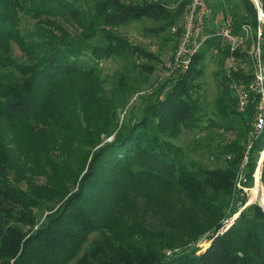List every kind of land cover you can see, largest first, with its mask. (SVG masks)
<instances>
[{"label": "trees", "instance_id": "16d2710c", "mask_svg": "<svg viewBox=\"0 0 264 264\" xmlns=\"http://www.w3.org/2000/svg\"><path fill=\"white\" fill-rule=\"evenodd\" d=\"M207 2L214 30L215 9L225 18L231 15L235 33H240L244 24L254 29L259 25L253 0H220L215 6ZM258 2L264 11V0ZM20 12L35 18L46 16L47 24L56 32L46 31L39 43L29 48L18 41L32 58L29 65H19L8 45L9 40H18L14 26ZM183 12L171 15L161 3L151 0H0V68H13L21 75L13 85H0V264H69L80 253L83 256L78 264H264V213L257 205L249 207L225 236L216 238L202 253L184 242L179 251L167 255L166 250L173 249L175 243L168 232L150 231L142 225L143 218L138 220L139 214L129 219L130 223L125 217L124 204L135 191L161 187L174 189L204 211L209 216L206 231L219 228L227 210L245 201L236 197L240 162L248 144L251 149L244 167V184L249 187L260 161L258 155L264 152V130L254 137L257 97L251 95L245 111L239 112L230 84L241 78L250 82L251 74L238 70L229 77L224 68L217 73L222 91L215 103L214 118L208 122L210 128L236 134L229 145L218 148V158L231 155L232 160H224L225 165L214 170L189 165L181 149L170 141L180 136L182 127L198 129L204 122L196 94L202 88L200 80L207 60L221 46V38L208 39L186 74L165 81L167 84L143 103L138 119L122 125L114 142L92 151L102 142V136L118 128V124L106 121L105 114L117 117L111 106L125 102L136 87L126 83L122 99L115 101L114 96L109 101L102 96L97 68L85 59L92 63L132 56L158 60L124 38L121 28L145 17L166 22L165 28L172 27L183 20ZM49 18L72 22L80 32L72 36L57 20ZM176 32L182 38L183 23ZM261 52L264 62V30ZM236 55L248 60L240 51ZM229 56L226 50L220 58ZM141 65L143 71L153 69ZM68 83L76 88L63 86ZM64 97L74 99V116L80 119L78 135L71 133L75 128L72 123L66 132L56 127L54 113ZM15 125L29 129L34 137L63 133L59 143L72 154L75 164L66 160L63 150L59 160H51L53 149L45 147L49 140L40 153L49 162L40 166L41 174L37 163L32 168L20 158L15 162L11 147L15 134L7 130ZM206 147L210 149L211 145ZM37 174L45 176L46 182L37 183ZM19 176L27 189L20 186ZM260 179L264 187V161ZM258 194L264 204L263 191ZM41 210L48 214L39 225ZM94 233L100 234V239L85 250L89 235Z\"/></svg>", "mask_w": 264, "mask_h": 264}, {"label": "rangeland", "instance_id": "374dc122", "mask_svg": "<svg viewBox=\"0 0 264 264\" xmlns=\"http://www.w3.org/2000/svg\"><path fill=\"white\" fill-rule=\"evenodd\" d=\"M134 1L138 2L141 0ZM151 1L161 3L164 9L170 12L171 15H176V13L180 11H184V15L187 7L185 5L187 4V1L189 2V0ZM208 1L212 6H215L220 0ZM222 1L226 2V0ZM215 11L217 13L215 25L217 26V29H219L222 20H224L225 17L221 10L219 12V9H215ZM228 17H231V15ZM49 19L53 21L57 20L72 36H75L80 32L78 26L72 22H66L64 20L59 21V19L53 18ZM46 20V16L43 15L41 18H35L30 13H19L18 21L14 26V36L18 40H9L8 42L11 56L19 65H29L32 61V58L28 56L29 52L24 50L18 41L23 42L25 48H29L35 43H39L40 36L46 34V31L51 30L56 33L55 30H53L52 27L47 24L48 22H46ZM182 23L184 24V19H179L174 26L172 25V27L168 26L165 28L166 22L145 17L121 28V35H123L124 38L128 39L131 44L139 47L144 52V54H148L150 56L149 58H157L158 60H140L137 57L132 56L126 59L118 57L104 58L98 61V63H92L88 58L85 59L88 64L97 68L100 75L102 96L107 98L109 101H113L112 97L114 96L117 97L114 98L115 101L122 99L123 92L121 90L126 83L130 87H136V92L132 93L131 95L129 94L130 96L125 102L121 104H118L117 102V105L111 106L113 112L116 111L117 117L113 118L107 112H103L104 114L107 113L105 114L107 117L106 121H108L110 125L113 123L118 124V128L116 127L114 129L115 131L111 135L105 137L102 136V142L92 150L93 152L106 144L114 142L120 127L125 123L127 124L134 119H138L141 116L140 112L145 105V101L150 99V96L157 92L162 87V85L167 84L165 83L166 80L161 79L160 68L173 58L180 45L181 37L176 34L177 32H173V29L175 28L178 30V28L182 26ZM242 50L245 51L243 48ZM242 60L244 61V59ZM141 64H146V66L152 67L153 69L150 72L143 71L140 68L142 66ZM227 65L228 59L223 60L220 57H210L207 60L204 76L200 80L202 88L196 94V97H198L200 106L203 110L201 115L204 116V122L201 123V127L198 129L190 130L188 128L182 127L180 136L174 140H170L181 149V151L184 153V162L188 163L189 165H193L195 163L196 165H202L209 170H214L217 167H223L225 165L224 160L230 161L233 159V156L231 155L218 158V148L222 149L229 145L236 139V134L234 132L210 128L208 122L214 118L213 113H215V103L218 94L222 91L218 85L219 78L217 73L221 71L222 68L226 70ZM249 65L252 66V64ZM245 68L247 69L246 71H249L250 73L253 71V68L247 65ZM20 79L21 75L15 69L0 68V85L3 83H10L13 85L16 83V80ZM242 80L243 79L241 78L237 80V82ZM135 81L136 83H139L138 86H135ZM245 82L246 84L244 86L249 97H251V95H255L259 102V96L252 92L249 87L252 80L250 82ZM63 86H66L67 88H76L74 83H68L67 85L64 84ZM230 89L237 100L238 98L236 93L231 86ZM73 100V98L68 99L67 97H64L60 102V109L54 113V118L56 127L58 129L64 130V132H66L69 128V124L72 123L75 125V128L71 131V133L73 135H78L76 125L80 122V119L77 116H74L75 107ZM104 114H99V116ZM59 116L62 117L61 120L58 118ZM20 127L21 126L15 125L13 128L7 129L9 134H15V141L13 140L14 144L11 146L15 162L17 158H20L22 162L28 163V165L32 168H34L36 166L35 163H37L39 165V174H41L40 166L46 165L49 162L48 160L44 159L40 153L42 151L43 144L49 140L51 143H47L45 147H50L53 149L50 151L52 154L51 160H59L58 157L61 154V150H63L62 153H67L65 156L66 160L71 164H75L72 154L64 150V147L59 143L63 133H47L34 137L31 135L29 129H27V131L21 129L23 127ZM207 145H211V148L208 149L206 147ZM250 149L251 147L247 144L244 158L240 162V170L237 177L238 192L236 197L239 196L245 201L242 204L234 203V205L227 210V216L220 222L221 226L219 228H216L215 226L212 229L206 231L207 226L209 225V216L204 211L199 209V207L189 203L174 189L163 187H161L159 190L135 191V194L124 204L125 217L128 223H130L129 219H132V217L136 218L139 214L138 220L143 218L144 223L142 225H145V227L149 228L150 231L158 233L164 231L168 232L172 236L175 243L173 249L166 250L167 255L179 251L181 249L179 248L180 245L184 242H188L189 244L187 245L190 247L194 246V248L199 249L201 253L205 252L216 238L225 236V234L233 228L234 224L241 217V215L245 213L252 205H257L264 213V208L262 207L264 204L261 202L262 197L258 194V191L259 193H262V191L264 193V187L260 179V177H262V169L261 173H258L257 166L253 175V183L251 186L247 187L244 184L247 181L244 167L248 161ZM262 153L263 152L258 155L257 161L261 159ZM86 171L87 170L85 169L82 175H84ZM34 179L39 184L46 182V177L43 175L37 174L35 175ZM19 180L20 186L23 189H27V185L25 182H23L22 177L19 176ZM75 190L76 187L74 191ZM58 207L59 206L56 208ZM38 214L40 225L43 223V221H45L48 212L41 210L38 212ZM250 214L254 215L253 211H250ZM129 215H131V217H129ZM190 234L191 237L188 239V235ZM192 237L193 239H191ZM97 239H100V234L94 233L89 235L88 241L85 245V250L87 246H92ZM82 256L83 253H80L79 256L73 259L69 264H78V260Z\"/></svg>", "mask_w": 264, "mask_h": 264}, {"label": "built area", "instance_id": "2783aa9c", "mask_svg": "<svg viewBox=\"0 0 264 264\" xmlns=\"http://www.w3.org/2000/svg\"><path fill=\"white\" fill-rule=\"evenodd\" d=\"M257 9L259 25L254 29L249 24H244L240 33H235L231 17L222 20L219 29H213L212 10L207 0H189L183 15L184 34L180 45L170 61L161 66V79L170 80L186 74L192 64L193 57L201 49L203 44L212 37L221 38V46L213 50L212 57H221L226 50L230 51L227 75L230 77L234 71L242 70L252 75L250 89L259 96L255 121L253 124L255 138L264 130V62L261 52V43L264 30V11L258 0H253ZM177 30L174 28L173 32ZM210 31V32H208ZM242 48L245 50L243 51ZM244 53L248 60L245 62L236 53ZM249 64H252L250 66ZM253 68L252 72L246 71L245 66ZM243 81H233L230 86L237 96L238 111L244 112L249 103V95L246 92Z\"/></svg>", "mask_w": 264, "mask_h": 264}, {"label": "water", "instance_id": "95a60500", "mask_svg": "<svg viewBox=\"0 0 264 264\" xmlns=\"http://www.w3.org/2000/svg\"><path fill=\"white\" fill-rule=\"evenodd\" d=\"M263 161H264V152L262 153V156H261V159H260V162H259V165H258V173H261V169H262V166H263Z\"/></svg>", "mask_w": 264, "mask_h": 264}]
</instances>
